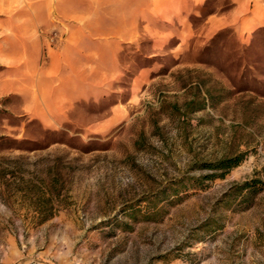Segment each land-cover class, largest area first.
Instances as JSON below:
<instances>
[{"label": "rangeland", "instance_id": "374dc122", "mask_svg": "<svg viewBox=\"0 0 264 264\" xmlns=\"http://www.w3.org/2000/svg\"><path fill=\"white\" fill-rule=\"evenodd\" d=\"M41 1L0 0V136L30 141L0 145V264H264V190L220 202L235 183L264 185V27L207 37V16L230 7L207 0L180 45L101 38L51 77L45 49L61 39ZM240 155L180 202L154 198ZM42 181L54 215L39 223L43 200L23 190Z\"/></svg>", "mask_w": 264, "mask_h": 264}, {"label": "crops", "instance_id": "0c3cea01", "mask_svg": "<svg viewBox=\"0 0 264 264\" xmlns=\"http://www.w3.org/2000/svg\"><path fill=\"white\" fill-rule=\"evenodd\" d=\"M230 7L223 13H212L202 24L204 35L233 26L242 37L264 27V0H227ZM207 0H43L40 22L61 40L47 45V74L59 75L64 52L101 38L134 42L148 33L154 45L177 37L182 44L190 39L189 15L200 12ZM51 8L54 16H48ZM98 35H106L98 36Z\"/></svg>", "mask_w": 264, "mask_h": 264}, {"label": "trees", "instance_id": "16d2710c", "mask_svg": "<svg viewBox=\"0 0 264 264\" xmlns=\"http://www.w3.org/2000/svg\"><path fill=\"white\" fill-rule=\"evenodd\" d=\"M30 143V141H16L11 138L0 136V145H13L10 147H6L5 149H17V150H24L22 147L23 145ZM243 156H236L233 159H227V160H220L217 161V163H206L204 167L205 169L212 170L213 172H216L212 175L208 176H200L199 178H193V179H180L176 182H172L169 184V186L163 190L162 192L156 194L154 198L157 199V201H167L170 204H176L184 199V197H187V194H185L190 187V189H201L205 187L204 181H212L216 180L217 178L223 179L230 170L234 169V167L238 166ZM189 185V186H187ZM263 183L260 180L252 179L251 181H245L242 183H235V185L231 186L229 191L224 194L222 200L220 202L225 201V199L229 197H241L238 204L246 203L248 202V198L252 195H257L261 191L264 190ZM53 184H48L47 182H40L38 185H28L25 190H23L24 194H31L37 198H40L42 201V204L40 208L36 209L37 216L39 223L46 222L47 219L52 217L54 215L53 212H50V214H47L48 212L43 209V204H47L51 202L52 198L54 197L53 194ZM183 193L185 196H183ZM183 196V197H182ZM162 197V198H161ZM45 202V203H44ZM247 208V207H246ZM126 224H124L125 226ZM210 228V227H207ZM208 230V229H207ZM210 230V229H209ZM213 230V229H212Z\"/></svg>", "mask_w": 264, "mask_h": 264}]
</instances>
